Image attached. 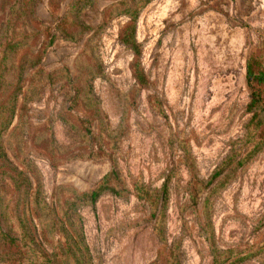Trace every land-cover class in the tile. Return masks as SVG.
Listing matches in <instances>:
<instances>
[{
	"label": "rangeland",
	"instance_id": "obj_1",
	"mask_svg": "<svg viewBox=\"0 0 264 264\" xmlns=\"http://www.w3.org/2000/svg\"><path fill=\"white\" fill-rule=\"evenodd\" d=\"M49 1L41 0L36 8L37 16L56 35L42 67L48 72L68 67L72 82L47 84L43 96L27 104L25 128H16V115L3 136L9 158L20 169L27 163L38 175L49 205L60 185L85 191L100 182L112 162L86 157L99 150L100 122L93 119V133L86 131L85 122L94 110H86L82 96L77 97L86 71L93 67L98 71L100 65L102 75L94 78L93 92L102 119L120 134L118 148L106 150L115 153L130 193H105L96 209L80 210L94 264H167L172 245L181 254V264H211L209 242L202 234L208 192L192 205L181 144L189 143L199 176L208 179L227 153L228 142L244 134L251 116L248 62L258 67L257 62L264 61V0L150 2L140 14L136 32L142 43V66L150 79L147 87L133 77L134 54L118 39L127 17L114 18L93 40L94 52L88 46L84 52L94 31L78 41L63 38L56 29L57 19L72 0H61L57 10ZM112 2L97 0L82 18L100 25L103 9ZM172 169L168 244H164L154 232L150 204L136 195L134 182L139 178L160 189ZM29 176L36 185L30 172ZM5 183L8 194L12 185L9 179ZM211 215L221 248L256 250L263 245L264 150L239 168L214 197ZM242 264H264V256Z\"/></svg>",
	"mask_w": 264,
	"mask_h": 264
},
{
	"label": "trees",
	"instance_id": "obj_2",
	"mask_svg": "<svg viewBox=\"0 0 264 264\" xmlns=\"http://www.w3.org/2000/svg\"><path fill=\"white\" fill-rule=\"evenodd\" d=\"M40 1L0 0V264H94L80 210L85 206L96 209L97 201L105 193L120 196L130 193L115 153L109 154L106 150L111 148L115 151L118 148L120 134L118 129L110 128L102 119L98 99L93 92L94 78L102 75L101 66L98 65V71H94L95 67L86 71L82 88L77 90V97L82 96L86 110L91 113L94 110L85 122L86 131L93 133V119L100 122V133L96 136L99 150H93L86 157L108 158L112 162V169L96 186L79 191L72 186L60 185L54 190V203L49 205L42 194L43 188L38 175L27 163L24 162V169H20L11 161L3 143V136L16 115L19 117L16 128H25L27 104L40 99L47 84L54 86L72 82L68 67L51 72L42 67L43 57L48 47L54 43L56 35L36 14ZM152 1L113 0L103 9L100 25L93 26L82 15L97 0H72L65 14L57 19L56 29L63 38L72 41H78L94 31L84 49L85 52L88 46L94 52L92 42L97 34L114 18L127 17L118 39L134 54L131 63L133 77L140 85L147 87L150 79L142 66V43L137 40L136 32L141 12ZM49 2L51 8L57 10L61 0ZM257 64L258 67L249 59L247 80L251 99L247 112L251 116L244 124V134L228 142L227 153L208 179L199 176L196 157L191 152L189 143L181 144L183 163L190 174L188 191L192 205L196 206L202 194L208 192L204 201L207 221L202 226V234L209 242L211 264H242L250 258L264 256V243L256 250L221 248L211 215L214 197L230 184L239 168L246 166L264 150V61ZM162 112L165 114L163 109ZM173 136L172 132V138ZM178 146L180 148V142ZM171 171L173 169L166 174L160 189L147 186L139 178L134 182L136 195L150 204L152 218L155 219L154 232L164 244H168L166 211L173 179ZM29 172L36 179V185ZM8 179L12 187L7 194L5 182ZM261 225H264V220ZM167 264H181V254L175 245L171 246Z\"/></svg>",
	"mask_w": 264,
	"mask_h": 264
}]
</instances>
